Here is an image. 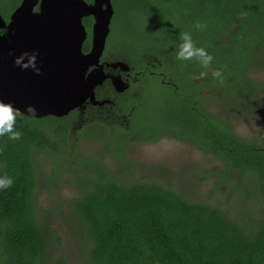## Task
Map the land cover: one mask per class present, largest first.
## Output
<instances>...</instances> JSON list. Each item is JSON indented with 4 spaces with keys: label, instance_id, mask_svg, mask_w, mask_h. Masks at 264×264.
<instances>
[{
    "label": "trees",
    "instance_id": "obj_1",
    "mask_svg": "<svg viewBox=\"0 0 264 264\" xmlns=\"http://www.w3.org/2000/svg\"><path fill=\"white\" fill-rule=\"evenodd\" d=\"M21 1L0 0V15L8 21ZM111 2L103 57L138 73L136 85L82 115L17 113L20 138L0 136V176L13 178L0 190V264L72 263L54 245H63L65 230L78 264H264V144L240 136L232 115L264 91L253 77L264 71V0ZM83 22L88 52L93 18ZM183 32L212 55L208 68L176 58ZM95 95L103 99V89ZM163 137L218 163L188 164L172 178L127 160L131 143ZM65 175L76 197L66 210L53 201L44 212L38 189L58 188ZM192 176L198 186L187 184Z\"/></svg>",
    "mask_w": 264,
    "mask_h": 264
},
{
    "label": "water",
    "instance_id": "obj_2",
    "mask_svg": "<svg viewBox=\"0 0 264 264\" xmlns=\"http://www.w3.org/2000/svg\"><path fill=\"white\" fill-rule=\"evenodd\" d=\"M113 15L111 0H22L8 21L0 15V27L7 30L0 37V99L10 101L20 114L29 115L31 105L37 118L62 117L87 100L105 103L96 99L95 89L108 78L117 92L124 91L128 84L107 74L101 63ZM86 17L93 18L88 52L83 51ZM33 50L39 74L14 63L15 55ZM111 65L129 69L122 61Z\"/></svg>",
    "mask_w": 264,
    "mask_h": 264
},
{
    "label": "rangeland",
    "instance_id": "obj_3",
    "mask_svg": "<svg viewBox=\"0 0 264 264\" xmlns=\"http://www.w3.org/2000/svg\"><path fill=\"white\" fill-rule=\"evenodd\" d=\"M253 77L256 82L264 84V71H259V73L255 74ZM152 92L156 94L155 90ZM88 101L89 100H87V102ZM87 102H85L84 105H86ZM232 115L233 118L237 120V132L241 136L246 139L253 138V140L256 141L264 140V91L258 98L256 104L252 107L236 110ZM81 144L83 147L82 149L85 150V152L93 153L92 151H95L96 149L85 141H81ZM126 157L129 161L142 163L144 167L152 165L156 172H160L159 169H163L166 176L172 178H176L174 175L175 173H182L183 170L181 167L188 166V164L189 166L190 164H193L195 167L205 166L208 168L215 165L207 155L200 154L199 151L190 144L174 138H163L155 143H131V146H129V149L126 152ZM111 163L114 165L113 161L109 162V164ZM163 172L160 173L163 174ZM67 178L69 177L65 175L62 181H60L58 188L50 189L49 191H42V188L38 189L36 193L37 201L44 212L47 213L48 209L51 208L50 203L54 202L55 204H61L63 209L66 210L67 203L76 197V192L73 190L72 183L64 182ZM187 179V184L189 186L191 184L192 186H198L197 184H193V182L195 183V176H192V178L188 177ZM180 181L183 182V179H178V182ZM38 183L43 186L42 182L39 181ZM203 188L204 186L202 189ZM203 193V195L208 194L207 187L204 188ZM61 225L64 227V223ZM53 227L56 229L60 228L58 224H54ZM65 228H68L67 225H65ZM62 233L66 235L63 245L59 248L56 243L54 244L55 247L59 249V252L57 253H60L61 255L64 254L68 257L69 261L72 262L70 264H78V257H80V254L77 251L76 244L68 237L69 233L67 230L62 231ZM52 250L55 251L53 245Z\"/></svg>",
    "mask_w": 264,
    "mask_h": 264
},
{
    "label": "clouds",
    "instance_id": "obj_4",
    "mask_svg": "<svg viewBox=\"0 0 264 264\" xmlns=\"http://www.w3.org/2000/svg\"><path fill=\"white\" fill-rule=\"evenodd\" d=\"M195 27L200 29L204 27L199 21L196 22ZM7 35V30L5 27H0V37ZM11 55V50L9 52ZM37 51L33 50L23 51L19 55L14 56V63L18 65L21 69L31 68L33 72L39 74L41 69L37 66ZM195 57L199 64L208 68L213 59L212 55L206 51L203 47H197L194 44L192 35L190 32L181 33V42L178 45V50L176 51V58L181 60H187ZM204 73L202 72L201 75ZM213 77H219V70H213ZM34 111L31 105L28 106L27 112L30 113ZM17 110L10 101H4L0 99V136L5 134L11 140H18L20 138V131L14 127L16 123ZM13 184V178L11 176H0V190L10 187Z\"/></svg>",
    "mask_w": 264,
    "mask_h": 264
},
{
    "label": "flooded vegetation",
    "instance_id": "obj_5",
    "mask_svg": "<svg viewBox=\"0 0 264 264\" xmlns=\"http://www.w3.org/2000/svg\"><path fill=\"white\" fill-rule=\"evenodd\" d=\"M113 62H117V61H115V60H110V59H108V58H104L103 56H102V58H101V63H103V69H104V71H106V73L107 74H110V75H119L120 77H121V79H123L127 84H128V87L124 90V91H122V92H117L116 90H115V88H114V86H113V84H112V82H111V79L110 78H108V79H106L104 82H103V84L102 85H100V86H98L97 88H99V87H101L102 89H103V99H101V100H107L105 103H111L113 100L111 99V98H113L114 99V101H116V99L117 98H120L118 95H120L121 93H123V94H125L126 92L128 93L129 91H126V90H130L131 88H132V85L134 86V85H136V82H137V80H138V73H135V74H131V72H130V68L128 69V70H123L120 66H118V67H113L112 65H111V63H113ZM94 67H90L89 68V71L91 70V69H93ZM155 74V73H154ZM204 78L205 77H202V78H199L198 80H204ZM106 82H109L110 84H111V87L113 88V93H115V95H113L112 93H110L111 92V89H110V91H109V89H106V86H107V83ZM137 87V86H136ZM208 90H209V88H207ZM207 89H205V90H207ZM96 90V89H95ZM205 90H203L202 92H204V93H206V92H208V91H205ZM135 95H138V92H133ZM110 94H112V95H110ZM117 94V95H116ZM262 94V93H261ZM261 94H258L257 95V99H256V101H254L255 102V104L258 102V98L260 97V95ZM97 97V96H96ZM97 99V98H96ZM99 100V99H98ZM87 102V101H86ZM89 104H91V105H94V106H103V104L102 105H100V104H93V103H90V101H88L87 103H86V105H84L83 107H81V108H76L74 111H78L79 113L78 114H83L84 113V111H85V109L87 108V106H89ZM251 105V104H250ZM248 106V107H251V106ZM245 108H247V107H245ZM241 109H244V108H241ZM253 112V111H252ZM89 117H90V113L89 112H87L86 113ZM255 114V113H254ZM87 116V117H88ZM235 127H236V122H235ZM236 131H237V128H236ZM238 133V132H237ZM239 134V133H238ZM240 135V134H239ZM241 136V135H240ZM243 137V136H242ZM163 138H174V137H163ZM163 138H161V139H163ZM245 138V137H244ZM161 139H159V140H161ZM174 139H177V138H174ZM158 140V141H159ZM177 140H179V139H177ZM250 140H253V138H250ZM179 141H181V140H179ZM257 142L258 143H260V144H264V141L262 140V141H258L257 140ZM153 143H155V142H153ZM264 148V147H263ZM199 151V153L200 154H204V153H202V152H200V150H198ZM216 163H218V162H214V164H216Z\"/></svg>",
    "mask_w": 264,
    "mask_h": 264
}]
</instances>
